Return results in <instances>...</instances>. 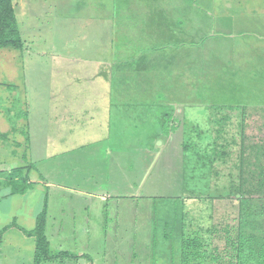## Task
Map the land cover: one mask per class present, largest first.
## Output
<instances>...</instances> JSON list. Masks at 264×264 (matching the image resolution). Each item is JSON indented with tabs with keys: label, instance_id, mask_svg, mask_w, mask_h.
<instances>
[{
	"label": "rangeland",
	"instance_id": "374dc122",
	"mask_svg": "<svg viewBox=\"0 0 264 264\" xmlns=\"http://www.w3.org/2000/svg\"><path fill=\"white\" fill-rule=\"evenodd\" d=\"M12 2L24 49L0 48V229L12 221L33 229L47 195L46 235L57 257L45 264H181V232L219 223L225 212V223L235 227L236 236L238 208L246 204L250 209H242V235L264 236L259 179L264 165V0L177 4V11L194 12L192 76L198 83L193 101L199 106L187 111L189 122L181 130L170 122L160 131L162 145L172 140L163 148L159 140L148 148L156 153L145 147L148 132L133 122L125 127L127 121L96 132L112 139L108 147L90 142L71 147L87 125L83 107L91 112L88 100L72 99L76 79L47 76L49 66L42 63L50 61V69L60 71L59 61L90 55L81 48L105 40V21L98 16L120 12L123 0ZM201 29L206 36H199ZM73 47L77 51L69 53ZM25 110L35 127L31 147L25 142ZM45 116L47 131L41 122ZM138 117L133 111L131 118ZM185 141L189 154L199 142L210 157H182ZM31 162L33 188L5 196L10 170ZM259 246L264 264V242ZM33 251V238L11 227L0 242V264H34Z\"/></svg>",
	"mask_w": 264,
	"mask_h": 264
},
{
	"label": "crops",
	"instance_id": "0c3cea01",
	"mask_svg": "<svg viewBox=\"0 0 264 264\" xmlns=\"http://www.w3.org/2000/svg\"><path fill=\"white\" fill-rule=\"evenodd\" d=\"M177 4L184 6L186 0H123L120 12L98 16L105 21H101L105 40L81 48L89 51L90 55L79 58L81 61H59L56 67H60V71L50 69L54 64L42 60L46 67L49 66L45 69L47 76L52 74L63 78L66 75L71 80L76 79L73 82L78 84V90L72 93L71 98L78 95L76 99L85 98L90 106L91 112L83 107V102L78 104L89 116L85 121L87 125L80 127L82 129L76 135L79 141L71 147H82L89 142L103 143L108 147L112 139L96 132H107L111 123L127 121L125 127L128 122H133L141 126L139 130L148 132L145 147L149 153H156L148 148L155 146L158 140L162 148L171 143L172 136L163 145L160 138V131L165 130L168 123L176 125L175 130H181L180 127L189 122L187 111L199 106L193 101L194 84L198 83L192 76L194 12L190 9L177 11ZM205 34L209 35L208 27ZM205 34L201 29L199 36L204 37ZM76 51L77 48L73 47L69 53ZM14 65L18 68L17 60ZM61 91L62 87L58 92ZM42 111L45 114L46 109ZM133 111H137V119L131 118ZM75 114L81 115L80 112ZM162 116L167 117V123ZM27 120L28 145L31 147L32 128L35 127L31 118ZM45 120L46 116L41 122L47 131ZM32 188L33 185L28 191Z\"/></svg>",
	"mask_w": 264,
	"mask_h": 264
},
{
	"label": "trees",
	"instance_id": "16d2710c",
	"mask_svg": "<svg viewBox=\"0 0 264 264\" xmlns=\"http://www.w3.org/2000/svg\"><path fill=\"white\" fill-rule=\"evenodd\" d=\"M1 47L18 49V50L24 49V41L21 36L20 27L17 21L15 8L12 0H0V48ZM219 109H223V106H221ZM219 111L214 113V115L218 114ZM24 116L26 117V121H27L28 118L27 110L24 111ZM227 116L228 115L220 118L225 119ZM214 117L212 118L213 120L216 119ZM27 128H28V123H27ZM243 133H244V129L242 130V135ZM25 135H26L25 142L28 145L29 144L28 131L25 132ZM241 139H243V137H241ZM243 140H241L242 145L240 148L241 149L240 157H242V154L244 153ZM211 145H213V142H211ZM188 146L189 144H187V141H185L181 146L184 152L183 156H186V158H188V156H190L191 154V153L189 154L190 150H188ZM193 148H196V150H194ZM190 149L193 150L191 156L195 155L196 157L198 158L200 157L202 159H208L210 157L208 150L202 149L199 142L195 143V147H191ZM260 150L264 157V150L262 146L260 147ZM212 154H213L212 158H215L216 153L214 154L212 152ZM32 167L34 168L35 165L34 163L31 162L28 165L19 166L10 170V172L7 175V179H8L7 184L9 188L8 189L9 193L6 194L5 196L14 195V194H24L31 188L33 182L30 180L29 173ZM260 178H262L260 183L263 187L264 165L261 170V175L259 179ZM244 207H246L247 210L250 209L249 204H246ZM244 207L239 206L238 208L239 220L236 223L237 233H238V234L236 233L237 234L236 236H235V232H233V229H235V227H232L231 225L225 223V219L227 216L225 212H223L222 218L220 219L219 223L212 222V224H210V226L208 227H202V226L191 227L189 233L187 234H185L184 231L181 232L182 235L179 245L180 263L181 264H260L262 262L261 260L262 252L259 244L264 242V236L256 237V235H253L249 232H247L246 235L245 234L242 235L240 230V225H241L240 220L242 219V213H243L242 209ZM235 208L236 207H233V210ZM258 212L259 210H254V213H258ZM46 216H47V195L44 197V204L41 211L36 215V223L34 228L31 230H26L20 227L19 225H17L14 221H12L11 224H7L0 229V242L2 240L3 234L11 227H15L19 229L21 232H23L24 235L33 238L34 240L33 263L45 264L50 262L57 256L51 254L50 243L46 235V226H47ZM261 223L263 226V220H261ZM229 231H231L233 234L230 233ZM262 250L264 249L262 248ZM58 254L64 255L65 257H76L74 254L65 251H61Z\"/></svg>",
	"mask_w": 264,
	"mask_h": 264
}]
</instances>
